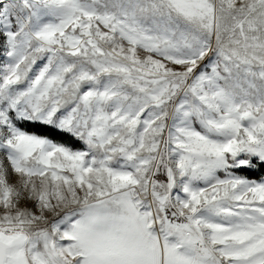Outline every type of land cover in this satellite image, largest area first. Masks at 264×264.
I'll return each mask as SVG.
<instances>
[{"label":"snow or ice","instance_id":"6c2138e0","mask_svg":"<svg viewBox=\"0 0 264 264\" xmlns=\"http://www.w3.org/2000/svg\"><path fill=\"white\" fill-rule=\"evenodd\" d=\"M0 264H264V0H0Z\"/></svg>","mask_w":264,"mask_h":264}]
</instances>
